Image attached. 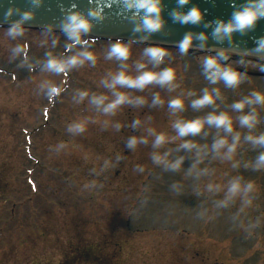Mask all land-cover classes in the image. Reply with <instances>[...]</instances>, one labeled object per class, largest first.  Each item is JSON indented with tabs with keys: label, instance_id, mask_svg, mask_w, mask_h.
<instances>
[{
	"label": "rangeland",
	"instance_id": "374dc122",
	"mask_svg": "<svg viewBox=\"0 0 264 264\" xmlns=\"http://www.w3.org/2000/svg\"><path fill=\"white\" fill-rule=\"evenodd\" d=\"M9 28L0 27V264H264V169L250 164L264 148L244 139L250 130L236 119L241 110L232 108L252 90L264 92L263 76L247 74L227 87L206 78L207 53L165 47L168 54L156 63L144 54L150 45L131 43L124 60L108 55L113 40L83 44L62 32ZM84 51L95 55L94 63L80 57L82 63L60 73L46 67L49 58L67 60ZM239 61L223 63L264 71L262 62ZM165 67L175 69L171 84L105 86L121 70L136 76ZM53 85L58 92L50 97ZM205 88H218L220 96L194 108L191 101ZM84 90L88 96L81 99ZM114 91L132 102L113 113L91 103L94 94L113 99ZM157 96L161 102L154 103ZM177 96L184 100L181 111L169 107ZM251 107L259 113L251 130L258 134L264 131V105ZM220 111L233 116L234 131L241 133L231 159L224 158L225 149L214 153L211 144L224 135L231 141L232 134L205 125L196 136L181 138L172 127L178 118ZM80 120L85 130L69 131ZM151 129L166 133L168 142L153 147ZM132 136L147 143L130 148ZM183 140L201 150L180 148ZM165 151L169 160L184 157L179 170L153 162V153ZM237 175L257 185L252 203L237 197L218 206Z\"/></svg>",
	"mask_w": 264,
	"mask_h": 264
},
{
	"label": "clouds",
	"instance_id": "9594fccd",
	"mask_svg": "<svg viewBox=\"0 0 264 264\" xmlns=\"http://www.w3.org/2000/svg\"><path fill=\"white\" fill-rule=\"evenodd\" d=\"M121 3L126 11L132 13L133 17H138L140 23L137 25L136 30L141 29L147 32H155L161 29L163 26L162 17V0H117ZM90 3H94L96 6L89 9L86 13L73 10L69 11L65 17L63 23L64 31L69 35L71 39L78 43L88 44V39H84L87 33H89L93 26V21L101 20L104 18V9L107 5L106 0H90ZM178 5L181 7L189 3V0H177ZM235 3V0H234ZM74 8V7H73ZM204 9L199 6H192L187 11L173 10L172 16L175 20L181 23H199L205 14ZM264 18V0H242L239 6H235L231 16L227 19H218L213 28V35L218 39L231 38L234 33H243L252 29L258 20ZM31 19V15L28 12L23 14V20ZM23 28L18 21L14 23L10 28V33L22 32ZM196 39L206 41L207 36L205 33H200L195 37ZM194 35L191 32L185 34L183 39L179 42L178 47L181 53L186 54L188 49L192 46ZM94 43V39L92 41ZM131 41H124L118 39L110 44L108 55L115 56L120 59L126 60L130 55ZM203 47V44L201 45ZM144 54L150 57L154 62L159 63L163 57L168 54V50L161 45H150L144 49ZM230 52L226 49H219L214 54H207L202 57V64L206 72V78L213 84L218 81H223L227 87H235L240 84L241 80L246 78L247 73L241 72L239 69L234 68L230 63L224 64L223 62L229 59ZM245 56L255 55L258 59H264V36L259 37L256 41L255 47L251 50H247L244 53ZM90 60L93 63L96 60L95 55L91 51H84L79 56H74L67 60H58L56 58H49L46 62V67L50 71L60 73L66 71L69 67L78 63H82L83 60ZM241 64L245 63L244 59L239 61ZM139 68H144L143 63L138 65ZM175 80V69L172 67H165L162 70L145 71L139 75L132 76L125 71L121 70L115 73L110 83H106V87L115 89L116 85H121L129 88L143 89L146 85L156 82L161 85L171 84ZM58 88L53 85L48 88L49 96L57 94ZM80 98L88 96L87 90L79 93ZM114 98L109 100L105 94H94L91 98V103L98 108L102 107L104 113H113L120 105L125 103H131L132 100L125 92L114 91ZM220 96L218 88H213L209 91L207 88L203 90V94L191 101L194 108H201L206 105L214 104L216 99ZM142 98H137V103H142ZM161 102L157 96L154 103ZM249 106L248 112L242 110L245 106ZM252 105H264V92L259 90H252L250 95L236 100L232 103L234 110H241L242 114L236 117L239 125L242 128H247L250 131L244 135V139L250 142L253 146H260L264 148V131L258 134H253L252 129L259 123V113ZM184 106L183 97L177 96L169 101V107L173 110L181 111ZM139 124L140 121L134 122ZM205 125L214 126L216 129H222L225 133L232 134L231 141L227 135L219 136L214 139L211 144V150L217 155L220 154L221 149H225L224 158L231 159L232 155L236 152V149L240 143L241 133L234 131L233 116L227 111L210 112L206 116L196 117L194 119L178 118L174 121L172 127L176 130L178 137L196 136ZM86 124L83 120L77 121L69 125V131L83 132ZM154 136L152 141L153 147L159 148L168 142V137L164 132H156L155 129L150 130ZM138 143H147L146 137L132 136L128 140V146L135 147ZM183 149L197 148L198 152L201 150L191 140H183L179 145ZM207 146H204V150ZM170 153L165 151L164 153H153L152 160L155 163L162 164L166 170L177 171L183 165L184 157L180 156L174 160H169ZM197 160L196 163H198ZM251 166L257 170L264 169V151H261L254 161L250 162ZM196 164H193L195 168ZM234 167L236 165H233ZM247 166V165H246ZM191 171V169H189ZM213 184L209 183L207 188L209 191L213 189ZM216 191L221 190L220 185L215 186ZM257 190V185L253 180L245 181L241 175L234 176L230 179L224 192V197L218 201V206L227 207L230 202H233L235 198L240 197L245 205L252 203L251 194Z\"/></svg>",
	"mask_w": 264,
	"mask_h": 264
},
{
	"label": "water",
	"instance_id": "95a60500",
	"mask_svg": "<svg viewBox=\"0 0 264 264\" xmlns=\"http://www.w3.org/2000/svg\"><path fill=\"white\" fill-rule=\"evenodd\" d=\"M106 3L108 6L104 9V18L93 21L92 29L85 37L103 40L122 39L142 45H161L179 49V42L186 33L191 32L194 39L187 53L214 54L223 48L230 52L228 60L242 58L264 63V59H258L255 55H244L245 51L255 47L259 37L264 36V18L258 20L252 29L243 33L236 32L231 38L221 40L213 35L216 21L229 18L234 7L239 6L242 0H235V3L234 0H189V3L182 7L178 5L177 0H162L164 23L161 29L155 32L143 29L137 31V25L140 23L138 17H133L132 13L126 11L117 0H106ZM194 5L206 10L204 18L199 23H181L173 18V10L187 11ZM95 6L90 0H0V27H11L19 21L22 28L66 33L63 23L69 11L79 10L86 13ZM25 12L30 13L31 19L23 20ZM200 33L206 34V41L202 42L195 38ZM237 69L250 75L264 77V71L242 67Z\"/></svg>",
	"mask_w": 264,
	"mask_h": 264
}]
</instances>
